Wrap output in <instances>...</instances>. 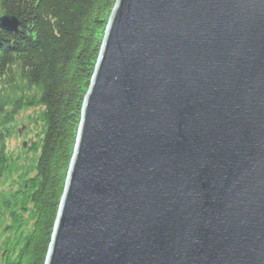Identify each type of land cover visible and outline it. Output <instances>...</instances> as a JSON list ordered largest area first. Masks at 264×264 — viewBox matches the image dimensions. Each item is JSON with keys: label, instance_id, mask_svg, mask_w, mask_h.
I'll use <instances>...</instances> for the list:
<instances>
[{"label": "water", "instance_id": "1", "mask_svg": "<svg viewBox=\"0 0 264 264\" xmlns=\"http://www.w3.org/2000/svg\"><path fill=\"white\" fill-rule=\"evenodd\" d=\"M45 264H264V0L116 1Z\"/></svg>", "mask_w": 264, "mask_h": 264}, {"label": "trees", "instance_id": "2", "mask_svg": "<svg viewBox=\"0 0 264 264\" xmlns=\"http://www.w3.org/2000/svg\"><path fill=\"white\" fill-rule=\"evenodd\" d=\"M117 0H0V264H45ZM17 150L10 142L20 138Z\"/></svg>", "mask_w": 264, "mask_h": 264}, {"label": "rangeland", "instance_id": "3", "mask_svg": "<svg viewBox=\"0 0 264 264\" xmlns=\"http://www.w3.org/2000/svg\"><path fill=\"white\" fill-rule=\"evenodd\" d=\"M1 31H3V30H1ZM6 32V31H5ZM9 33V32H8ZM21 130H22V134L20 135V138L17 140V141H15V140H12L11 142H10V151L12 152V153H14L16 150H17V148L19 147V146H21V143L23 142L22 141V135H23V131H24V129L23 128H21ZM26 142V141H25ZM24 143V142H23ZM27 143V142H26Z\"/></svg>", "mask_w": 264, "mask_h": 264}]
</instances>
